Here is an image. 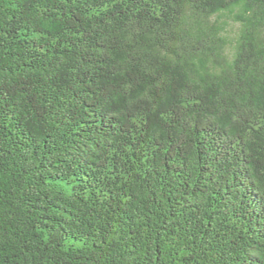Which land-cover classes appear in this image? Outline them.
Returning a JSON list of instances; mask_svg holds the SVG:
<instances>
[{
  "label": "trees",
  "instance_id": "obj_1",
  "mask_svg": "<svg viewBox=\"0 0 264 264\" xmlns=\"http://www.w3.org/2000/svg\"><path fill=\"white\" fill-rule=\"evenodd\" d=\"M0 264H264V0H0Z\"/></svg>",
  "mask_w": 264,
  "mask_h": 264
}]
</instances>
